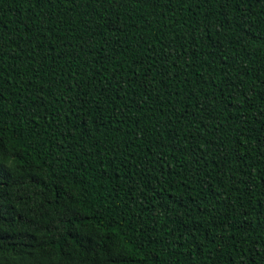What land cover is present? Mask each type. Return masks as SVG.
Returning <instances> with one entry per match:
<instances>
[{"label": "trees", "instance_id": "obj_1", "mask_svg": "<svg viewBox=\"0 0 264 264\" xmlns=\"http://www.w3.org/2000/svg\"><path fill=\"white\" fill-rule=\"evenodd\" d=\"M0 264H264V0H0Z\"/></svg>", "mask_w": 264, "mask_h": 264}]
</instances>
